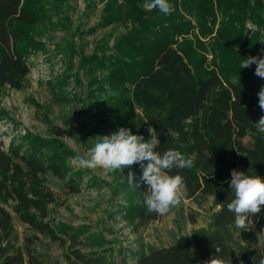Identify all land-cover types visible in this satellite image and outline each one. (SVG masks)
I'll return each mask as SVG.
<instances>
[{
	"label": "trees",
	"instance_id": "obj_1",
	"mask_svg": "<svg viewBox=\"0 0 264 264\" xmlns=\"http://www.w3.org/2000/svg\"><path fill=\"white\" fill-rule=\"evenodd\" d=\"M66 1L0 0V88L23 87L29 58L46 50L36 29L53 24V14ZM100 1L101 20L92 30L129 22L132 27L115 40L111 53L105 43L101 52L83 57L91 75L83 114L93 116L97 126L129 128L145 140L150 139L148 129L155 128L160 141L156 151L177 150L194 160L190 169L171 173L183 177L185 197H213L217 208L210 229L179 236L168 246L134 252V264H205L216 255L232 264L258 262L264 258V233L238 241L227 203L234 198L229 186L232 170L264 178V133L255 125L264 116L258 97L264 78L255 75V64L241 69L248 57H260L264 0H169L174 11L167 16L159 9L144 10L145 0ZM248 22L257 26L251 36L246 34ZM208 51L213 54L211 63L219 67L206 65ZM98 70L106 73L99 77ZM65 83L61 78L59 85ZM247 136L252 146L244 142ZM75 156L57 137L27 133L22 144L11 142L8 148L0 141V264H42L33 247L39 234L65 246L70 264H108L105 249L82 250L79 228L64 224L56 229L48 220L49 205L57 199L46 175L51 172L78 192L76 179L84 171L69 164ZM132 172L139 187L124 175L112 187L123 193L124 220L136 228L176 209L165 216L148 213V186L140 180L143 169L136 164ZM13 213L35 231L24 248L11 242ZM250 223L264 228V206Z\"/></svg>",
	"mask_w": 264,
	"mask_h": 264
},
{
	"label": "rangeland",
	"instance_id": "obj_2",
	"mask_svg": "<svg viewBox=\"0 0 264 264\" xmlns=\"http://www.w3.org/2000/svg\"><path fill=\"white\" fill-rule=\"evenodd\" d=\"M103 7L100 0H67L62 10L53 14V24L37 27L36 37L46 43V50L33 53L29 58L30 72L23 87L0 88V141L5 148L11 142L22 144L23 136L33 133L49 139L57 137L76 155H85L97 140L116 132L109 125L97 126L93 116L83 114V100H87L91 78L88 72L90 63L83 62V57L101 52L105 43L108 53H111L115 40L132 27L129 22L92 30L101 20ZM247 29V36H251L257 26L248 22ZM259 53L264 58V37ZM207 58L206 65L219 67L218 63H211V51H208ZM104 73L106 71L98 70L96 74L102 77ZM61 78L67 82L62 86L59 85ZM244 142L248 146L253 145L250 136ZM69 164L79 169L73 159ZM132 168L116 170L108 175L102 169L80 168L84 172L76 179L80 186L78 192H72L66 180L48 172V184L57 199L49 205L48 220L56 229L64 224L79 228L84 241L82 250L105 249L108 264H134V252L168 246L179 236L210 229L212 214L217 210L214 198L202 201L188 199L184 188L183 202L172 213L144 226L135 228L130 225L123 218V193L113 192L112 187L120 175L128 177ZM13 215L11 242L14 247L24 248L26 238L32 237L35 231L15 213ZM249 228L244 231L233 225L235 238L245 243L251 234L261 236L264 233V228L259 230L253 223H249ZM33 247L42 264H70L65 256L66 247L46 235L39 234Z\"/></svg>",
	"mask_w": 264,
	"mask_h": 264
},
{
	"label": "clouds",
	"instance_id": "obj_3",
	"mask_svg": "<svg viewBox=\"0 0 264 264\" xmlns=\"http://www.w3.org/2000/svg\"><path fill=\"white\" fill-rule=\"evenodd\" d=\"M142 7L148 12L159 9L166 16L174 11L169 0H145ZM253 64L256 65L255 75L264 78V58L259 56L248 57L242 62L241 69ZM258 97L259 107L264 110V88ZM255 125L259 133H264V116ZM148 131L150 139L145 140L142 135L133 134L131 129L121 127L110 137L97 140L85 155L75 156L73 163L81 169H102L105 175L139 164L143 169L140 180L148 186L144 193L146 210L165 216L183 202V177L171 173L174 169H190L194 160L177 150L156 151L160 145L157 131L151 127ZM128 182L139 187L134 172L128 173ZM229 186L234 198L227 203V210L234 215L235 228L247 231L250 218L260 213L264 206V178L232 170ZM205 264H232V261L216 255ZM253 264H264V258L258 262L253 260Z\"/></svg>",
	"mask_w": 264,
	"mask_h": 264
}]
</instances>
